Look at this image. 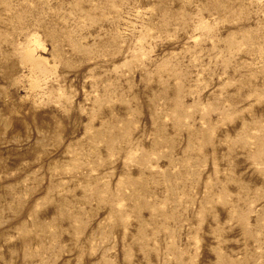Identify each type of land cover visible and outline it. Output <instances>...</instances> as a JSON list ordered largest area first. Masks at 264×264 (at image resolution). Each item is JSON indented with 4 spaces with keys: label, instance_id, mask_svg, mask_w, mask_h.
Returning <instances> with one entry per match:
<instances>
[{
    "label": "rangeland",
    "instance_id": "1",
    "mask_svg": "<svg viewBox=\"0 0 264 264\" xmlns=\"http://www.w3.org/2000/svg\"><path fill=\"white\" fill-rule=\"evenodd\" d=\"M0 264H264V0H0Z\"/></svg>",
    "mask_w": 264,
    "mask_h": 264
},
{
    "label": "bare ground",
    "instance_id": "2",
    "mask_svg": "<svg viewBox=\"0 0 264 264\" xmlns=\"http://www.w3.org/2000/svg\"><path fill=\"white\" fill-rule=\"evenodd\" d=\"M43 68V67H42ZM38 69H40V68H38Z\"/></svg>",
    "mask_w": 264,
    "mask_h": 264
}]
</instances>
